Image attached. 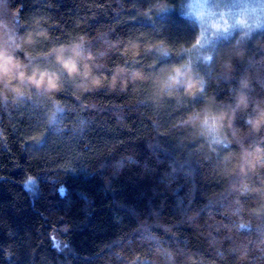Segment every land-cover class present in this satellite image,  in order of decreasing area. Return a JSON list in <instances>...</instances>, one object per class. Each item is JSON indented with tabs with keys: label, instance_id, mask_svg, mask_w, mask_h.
<instances>
[{
	"label": "trees",
	"instance_id": "trees-1",
	"mask_svg": "<svg viewBox=\"0 0 264 264\" xmlns=\"http://www.w3.org/2000/svg\"><path fill=\"white\" fill-rule=\"evenodd\" d=\"M186 7L0 0V264H264V25Z\"/></svg>",
	"mask_w": 264,
	"mask_h": 264
},
{
	"label": "rangeland",
	"instance_id": "rangeland-1",
	"mask_svg": "<svg viewBox=\"0 0 264 264\" xmlns=\"http://www.w3.org/2000/svg\"><path fill=\"white\" fill-rule=\"evenodd\" d=\"M186 13L201 23L196 53L202 54L221 36L264 25V0H187Z\"/></svg>",
	"mask_w": 264,
	"mask_h": 264
},
{
	"label": "snow or ice",
	"instance_id": "snow-or-ice-1",
	"mask_svg": "<svg viewBox=\"0 0 264 264\" xmlns=\"http://www.w3.org/2000/svg\"><path fill=\"white\" fill-rule=\"evenodd\" d=\"M201 39H202V37H198V38L195 40V42H194V46H195V45H199V44L201 43ZM176 71H179V69H177Z\"/></svg>",
	"mask_w": 264,
	"mask_h": 264
},
{
	"label": "clouds",
	"instance_id": "clouds-1",
	"mask_svg": "<svg viewBox=\"0 0 264 264\" xmlns=\"http://www.w3.org/2000/svg\"><path fill=\"white\" fill-rule=\"evenodd\" d=\"M5 72H7V67L5 68ZM251 122V121H250Z\"/></svg>",
	"mask_w": 264,
	"mask_h": 264
}]
</instances>
